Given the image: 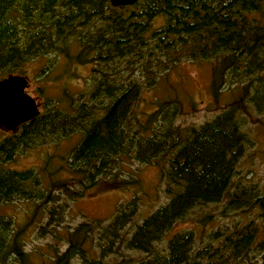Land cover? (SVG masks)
Returning <instances> with one entry per match:
<instances>
[{"label":"trees","instance_id":"obj_1","mask_svg":"<svg viewBox=\"0 0 264 264\" xmlns=\"http://www.w3.org/2000/svg\"><path fill=\"white\" fill-rule=\"evenodd\" d=\"M50 54L96 62L92 89L69 108L50 101L0 142V204L34 202V213L46 216L36 235L65 244L60 252L48 245V264H264V185L240 176L239 169L252 142L244 118L264 112V0H137L124 6L0 0V79ZM200 60L211 64L214 97L232 94L214 117L182 126L176 122L181 102L167 98L152 111L137 110L144 87L182 61ZM75 133L80 139L62 180L4 167L20 147ZM123 156L158 167L167 202L135 224L139 203L133 196L105 223L83 220L56 231L69 201L99 182H119ZM213 204L222 209L218 217L199 218L201 238L191 228L180 230L167 240L165 253L157 249L176 222ZM20 231L0 216V259L36 264L23 250ZM133 250L146 257L128 259Z\"/></svg>","mask_w":264,"mask_h":264},{"label":"rangeland","instance_id":"obj_2","mask_svg":"<svg viewBox=\"0 0 264 264\" xmlns=\"http://www.w3.org/2000/svg\"><path fill=\"white\" fill-rule=\"evenodd\" d=\"M95 65L99 68L98 64L93 61L78 63L72 58L67 59L50 54L27 61L13 74L27 77L26 92L34 97L39 110L45 111L50 101L69 108L73 99L80 97V93L90 91L92 89V69ZM211 70V64L204 60L178 63L158 76L153 86L143 88L137 110L142 114V112L152 111L158 102L163 101L162 99H177L183 107L182 115L176 119L178 124L182 126L199 125L211 119L220 111L219 106H223L232 98L230 93L214 97ZM87 98L88 96H85L82 100H87ZM243 129L250 134L249 138L252 142L246 147L239 161L240 176L250 177V181L263 186L264 112L248 114L244 118ZM12 133L0 128V142L10 137ZM79 139V133H75L69 137L50 138L41 145L29 148L20 147L15 151L13 159L7 161L4 167L18 170L32 168L38 171L44 180L49 177L62 180L67 176L63 171L66 158ZM122 159L120 172L116 179L119 182H99L87 188L83 197L69 201L64 223L56 231L63 233L66 229L71 230L83 220L98 219L105 223L112 218L118 207L133 196L138 197L139 203L135 224L141 223L147 215L167 202V195L164 191L165 181L157 166L142 164L126 156ZM34 207V202L26 200L0 204V216L12 219L16 228L22 230L20 232L24 240L23 250L29 254V260L36 264H48L49 254H51L48 245L54 244L60 252L65 248V244L64 242L56 243L50 236L36 235L37 227L45 222L46 216L45 212L40 210L34 213ZM221 209L220 204H213L204 209L195 210L185 220L175 223L166 237L156 243L157 249L165 253L167 240L180 230L191 228L195 236L201 238L199 237V229H201L199 218L204 213L211 214L213 218L218 217ZM231 215L235 217V220H240V217H236L237 213ZM222 222L231 224L229 220L223 218ZM135 224L128 226L129 234ZM126 254L131 260L146 257L134 250L127 251ZM244 261L242 264H248L246 260ZM0 264L19 263L11 257L4 261L0 259Z\"/></svg>","mask_w":264,"mask_h":264},{"label":"water","instance_id":"obj_3","mask_svg":"<svg viewBox=\"0 0 264 264\" xmlns=\"http://www.w3.org/2000/svg\"><path fill=\"white\" fill-rule=\"evenodd\" d=\"M137 0H109L112 6L131 5ZM28 79L8 74L0 79V128L15 132L20 124L39 114L37 102L26 92Z\"/></svg>","mask_w":264,"mask_h":264}]
</instances>
